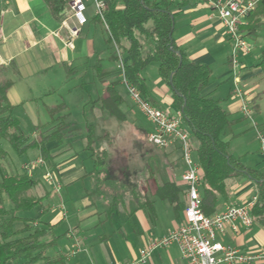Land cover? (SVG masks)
Wrapping results in <instances>:
<instances>
[{
	"label": "crops",
	"instance_id": "0c3cea01",
	"mask_svg": "<svg viewBox=\"0 0 264 264\" xmlns=\"http://www.w3.org/2000/svg\"><path fill=\"white\" fill-rule=\"evenodd\" d=\"M166 1L183 4L179 12L175 10L178 12L173 33L176 44L192 62L205 64L213 71L211 83L202 94L222 100V107L229 113V119L234 121L222 135L223 140L230 143L229 151L247 167L257 168L264 173V157L260 154L264 122L255 117L264 114V89L260 81L264 77L262 70L245 66L236 73L240 82L235 83L231 44L221 18L211 6V0ZM93 6L88 3L85 12L88 21L80 27L79 35L74 37L72 30L79 28V24L70 9L67 18L60 23L53 18L44 0H0V69L6 78L14 82L8 92L10 103L16 107H26V117L35 124L31 137H38L39 125L51 122L48 107L62 103L68 106L63 112L68 114L69 126L65 140L61 145L53 141L46 146L56 157L46 159L43 150L38 149L41 151L32 158L28 156L29 160L22 164L24 168L32 165L37 158L44 160L43 172L45 175L52 173L60 187L57 196L52 189H46L51 192V198L47 202L44 223L56 224L55 231L63 223H68V227L55 248V256H49L48 251L46 256L55 259L61 253L64 259L59 264H134L140 250L152 238L163 237L183 223L185 209L177 212L167 199L155 194L159 186L173 183L179 191V202L186 205L187 185L182 181L185 167L178 144L167 149H154V178L145 184L148 186V197L154 202V218L149 211L137 209L132 200H128L126 209L117 215L110 213L109 206L103 200L86 195L92 187L87 174L93 169V162L84 151L86 130L83 107L89 97L97 99L109 83L122 81L118 91L125 100L121 110L126 114L127 123L119 125L97 108L86 118L96 126L97 136L101 135L103 129H108L111 134L120 133L122 140L125 136L137 141V162L132 161L129 165L139 171L138 176L142 179L145 174L142 161L146 155L142 152L147 153L148 150L146 152V143L139 130L150 132L152 129L126 93L123 72L115 73L116 64L109 60L108 49L112 46L105 43L106 27L95 18ZM259 30L250 36L257 37ZM260 56L258 54L257 58ZM97 59L101 60V76L95 70ZM63 65L73 70L70 77ZM145 77L156 105L171 116H177L180 112L173 107V94L158 76L156 66L149 68ZM22 86L27 89L26 95L20 91ZM46 90V93H42ZM30 91H33L32 94ZM244 105L252 107L250 115L242 111ZM238 137L246 138L244 143L248 149L237 150L233 140ZM96 147L108 148L105 142H97ZM194 157L198 161L196 153ZM53 164L57 166L54 170ZM13 167L19 166L13 162ZM42 175L36 176L46 187L48 182ZM257 192L256 183L245 176L230 180L225 198L221 197L218 201L216 213L230 206L246 204L256 198ZM55 199H59L58 204L53 203ZM66 202L72 203V207L69 208ZM220 240L243 252L263 251L264 226L256 223L238 235L227 231ZM77 244L81 251L70 255ZM145 264L189 262L182 258L179 247L172 245L154 252Z\"/></svg>",
	"mask_w": 264,
	"mask_h": 264
},
{
	"label": "trees",
	"instance_id": "16d2710c",
	"mask_svg": "<svg viewBox=\"0 0 264 264\" xmlns=\"http://www.w3.org/2000/svg\"><path fill=\"white\" fill-rule=\"evenodd\" d=\"M69 1L44 0L53 18L60 23L67 18ZM101 1L105 4L103 19L99 16L95 18L106 27L105 43L112 46L108 49L109 60L120 65L124 79L159 108L151 98L145 77L147 70L156 66L158 76L173 94V107L180 112L183 124L191 131V149L201 167L203 213L208 216L215 214L219 199L226 196L229 181L245 176L258 188L252 208L253 225L264 226V173L247 167L229 151L230 143L224 141L222 135L234 121L229 119V113L222 107V100L202 94L211 83L213 71L205 64L192 62L174 40L175 18L183 4L166 0ZM246 21L241 30L247 37L264 27V0L257 3ZM63 67L70 77L73 70L68 65ZM252 68H260L264 75V52ZM95 70L98 76L103 74L100 59H97ZM2 71L0 69V264H59L64 259L61 253L55 259L46 256V252L56 247L62 237L55 233L56 224L19 216L20 212L43 207L51 198V192L45 190L42 196L35 195V190L42 185L41 180L26 171L17 172L14 167L11 168L3 141L8 142L20 157L30 150L42 149L46 159H54L56 156L46 146L53 141L61 145L65 140L69 126L68 114L63 112L68 106L62 103L48 107L51 122L39 125L38 137H31L15 115L16 106L8 98L14 82L6 78ZM121 83H109L100 97H89L83 107L86 130L84 151L93 162V169L87 174L92 187L86 195L106 202L111 214L120 213L126 209L127 201L132 200L137 209L149 211L154 218V202L149 199L145 184L154 178V149L158 147L149 142V131L139 130L146 143V152L148 150L147 153L142 152L146 154L142 161L145 166L142 179L138 176L139 171L129 165L136 161L137 141L125 136L122 140L120 133L114 135L108 129H103L97 136L96 126L87 119L88 114L97 108L119 125L127 123L126 114L121 110L125 100L118 91ZM97 142H105L108 148L98 149ZM127 151L129 156L125 155ZM52 168L54 170L57 166L53 164ZM155 195L167 199L177 212L187 206L179 202V191L173 183L159 186ZM6 202L10 203L9 208L4 206ZM18 221L23 223L22 228L15 229Z\"/></svg>",
	"mask_w": 264,
	"mask_h": 264
},
{
	"label": "built area",
	"instance_id": "2783aa9c",
	"mask_svg": "<svg viewBox=\"0 0 264 264\" xmlns=\"http://www.w3.org/2000/svg\"><path fill=\"white\" fill-rule=\"evenodd\" d=\"M260 0H211V6L218 13L222 24L225 27L226 36L231 44L232 69L235 74L240 70L238 57L241 54H249L253 47L247 41L245 32L241 27L246 24L248 15L255 9ZM95 7V16L103 19L105 4L101 0H70L68 8L77 19L79 28L72 30V35L77 37L81 26L87 23L85 12L88 3ZM235 83L239 78L235 75ZM125 86L133 104L147 117L152 129L149 132V142L156 147L167 149L174 144L179 145L181 158L184 164L182 181L187 185V206L184 210L183 223L163 237L152 238L139 253L134 264H145L150 261L154 252L160 249L177 245L182 258L189 264H264V250L259 252H243L239 248L224 243L221 236L230 231L238 235L242 230L250 229L254 224L252 208L256 198L244 205L230 206L222 212L211 216L205 215L202 211V182L201 167L195 159V152L191 149V132L184 127L181 114L171 116L166 111L153 106L148 102L142 93L125 79ZM240 93V92H239ZM245 115H250L251 108L242 107ZM260 151L264 157V136H260ZM27 165L28 174L31 169L39 166L35 162L32 167ZM48 183L59 190L60 187L55 181L54 175L48 172L45 175ZM81 251L79 244L76 249L70 252L75 255Z\"/></svg>",
	"mask_w": 264,
	"mask_h": 264
},
{
	"label": "rangeland",
	"instance_id": "374dc122",
	"mask_svg": "<svg viewBox=\"0 0 264 264\" xmlns=\"http://www.w3.org/2000/svg\"><path fill=\"white\" fill-rule=\"evenodd\" d=\"M94 8V6H93ZM247 41L249 42V44L253 47V52H251L250 54H241L239 57H238V60L240 62V71L243 70V67H252L254 66L258 59L260 58H257V55L258 54H261L264 52V27H262L259 32H258V36L255 37V36H248L247 37ZM121 66L120 65H115V73H118V72H122L121 70ZM261 81V86L263 87L264 89V77L263 79L260 80ZM124 82V81H123ZM125 84V82H124ZM57 87V86H56ZM126 89V87H125ZM20 91L22 92L23 95H26L27 94V89L22 86ZM48 90L46 91H43L42 93H46ZM124 92V90H122ZM33 91H30V93L32 94ZM35 93V92H34ZM127 93V91H126ZM30 94V95H31ZM253 105V104H252ZM254 106V105H253ZM25 108L26 107H16V110H15V115L18 117V119L21 121L22 123V126L25 130V132H27L29 135H32V133L35 131V124L32 123L30 121V119L28 117H26L25 115ZM138 108V107H137ZM139 109V108H138ZM252 109V107H251ZM140 110V109H139ZM21 114L23 116H21ZM143 114V113H142ZM144 117H146L144 114H143ZM256 119H259L261 120L262 122H264V114L262 115H255ZM146 121V123L150 126V122L147 121V117L144 119ZM234 144L236 145V148L237 150H245V149H248L247 147V144H245L244 142H246V138H243V137H238L237 139H234ZM3 147L4 149L7 151L8 153V160H9V163H11V168L13 167V162H15L19 167L17 168H14L13 170H16L17 172H27V169L26 166L24 168H22V164L26 161L29 160V157L32 158V156L36 155V153L40 152L38 149H35L33 150L31 153H27L26 155H23V156H18L15 151L12 149V147L9 145L8 142L6 141H3ZM261 154V153H260ZM29 156V157H28ZM35 161V164L36 162L39 163V166L35 167V169H31V172L29 173L30 175H39L41 176V174H43L42 176L45 175V172H43V169H45V165L44 164V160L42 159H39L37 158ZM136 162H137V157H136ZM29 167H32V165L30 164ZM44 167V168H43ZM46 189H52L53 193H55V196H57L59 193H58V190L54 188L53 184H50V183H46V187H43V185L39 186L36 190H35V195L37 196H42L44 194V191ZM52 193V194H53ZM58 198V197H57ZM49 201V200H48ZM46 201L44 204H43V207L42 206H38L36 208H34L32 211L30 212H20L19 216H22L26 219H29V220H33V221H40L42 223L45 222V217L47 215H45L47 212H46V208H47V202ZM59 202V199H55L54 200V204H58ZM68 207L71 208L72 207V203L69 202H66ZM4 206L6 208H9L10 207V203L6 202L4 204ZM122 214V213H121ZM45 215V216H44ZM118 215V214H117ZM23 225L22 222L18 221L16 224H15V229H19L21 226ZM68 227V223H63L61 225V228L58 230V231H55V233L59 236H62L61 238H63V233L64 231L67 229ZM59 242V241H58ZM58 245V244H57ZM56 247L54 248H50L48 250V255L49 256H52L54 257L55 256V253H56Z\"/></svg>",
	"mask_w": 264,
	"mask_h": 264
}]
</instances>
